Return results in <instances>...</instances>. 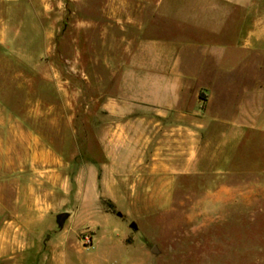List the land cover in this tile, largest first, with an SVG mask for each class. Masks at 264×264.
<instances>
[{
  "label": "rangeland",
  "instance_id": "1",
  "mask_svg": "<svg viewBox=\"0 0 264 264\" xmlns=\"http://www.w3.org/2000/svg\"><path fill=\"white\" fill-rule=\"evenodd\" d=\"M160 2L150 1L153 18H163ZM145 4L0 0V172L3 144L13 143L28 160L34 135L58 160L57 199L40 229L43 246L64 245L56 262L46 258L47 247L42 264H264V176L257 173L264 140L260 148L232 136V159L203 158L169 185L170 199L98 198L96 168L107 159L98 126L108 122L97 118L99 101L125 73L108 63L115 46L121 51L127 43L121 18H146ZM158 25L153 35L161 37ZM116 189L103 191L118 195Z\"/></svg>",
  "mask_w": 264,
  "mask_h": 264
},
{
  "label": "crops",
  "instance_id": "2",
  "mask_svg": "<svg viewBox=\"0 0 264 264\" xmlns=\"http://www.w3.org/2000/svg\"><path fill=\"white\" fill-rule=\"evenodd\" d=\"M150 1L146 18H121L127 43L115 46L108 63L125 73L99 101L97 118L108 122L98 126L107 156L96 168L98 198L170 199L169 185L203 158L232 159V136L260 148L264 140V2L161 0L163 18H153ZM155 21L161 37L153 35ZM28 148L26 160L13 143L3 144L0 264H42L47 247L46 258L56 262L61 248L57 241L43 246L40 229L57 199V156L37 135Z\"/></svg>",
  "mask_w": 264,
  "mask_h": 264
},
{
  "label": "water",
  "instance_id": "3",
  "mask_svg": "<svg viewBox=\"0 0 264 264\" xmlns=\"http://www.w3.org/2000/svg\"><path fill=\"white\" fill-rule=\"evenodd\" d=\"M119 214H120V213H119ZM65 217H66V213H65V212H64V213H61V214L59 215L58 222H59L60 226L63 225V223H64V218H65ZM131 225H132V226H136L135 222H133ZM153 250L156 251V250H157V247L154 246Z\"/></svg>",
  "mask_w": 264,
  "mask_h": 264
}]
</instances>
